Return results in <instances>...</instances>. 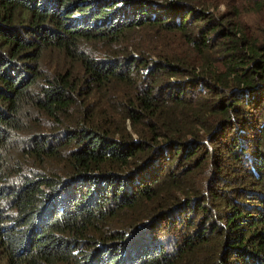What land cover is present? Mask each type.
<instances>
[{
    "label": "trees",
    "instance_id": "16d2710c",
    "mask_svg": "<svg viewBox=\"0 0 264 264\" xmlns=\"http://www.w3.org/2000/svg\"><path fill=\"white\" fill-rule=\"evenodd\" d=\"M246 1L0 0V264H264Z\"/></svg>",
    "mask_w": 264,
    "mask_h": 264
},
{
    "label": "rangeland",
    "instance_id": "374dc122",
    "mask_svg": "<svg viewBox=\"0 0 264 264\" xmlns=\"http://www.w3.org/2000/svg\"><path fill=\"white\" fill-rule=\"evenodd\" d=\"M223 1L224 0H219V5L220 6V9L222 10H225L224 9V5H223ZM246 0H242L241 5H246ZM240 20L245 24V27L249 30L251 29H255L257 27H260L261 25H264V13L262 12H255V11H251V12H244L240 18ZM248 159H250L249 155L246 156ZM245 164V161H243ZM246 165V164H245ZM248 166V165H246ZM263 171V180H264V170ZM185 174L183 175H180L179 176V184L184 185V184H187V185H190V183L193 181L195 183V187L194 188H203V189H206L207 187H209L208 185V182L210 181V178L212 176V173H209V175H206V176H203L201 173L200 175H192V174H189V175H186L184 176ZM259 182L261 181V177L258 179ZM235 181L237 182L235 186H240L242 185V179L241 177H237L235 179ZM255 182L257 183V180H255ZM258 189L259 190H251V194L252 196L248 197V200L249 202H253V203H258L259 199L261 197H264V189H260V187L257 185ZM243 191V190H242ZM240 193L238 195H236V199H238ZM241 201H244V200H240ZM247 201V200H245ZM122 217V216H121Z\"/></svg>",
    "mask_w": 264,
    "mask_h": 264
}]
</instances>
